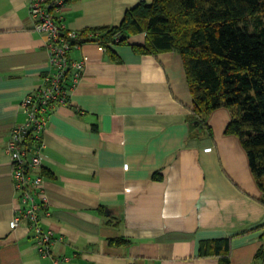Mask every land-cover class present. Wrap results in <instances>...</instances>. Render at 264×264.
Wrapping results in <instances>:
<instances>
[{
	"label": "crops",
	"instance_id": "0c3cea01",
	"mask_svg": "<svg viewBox=\"0 0 264 264\" xmlns=\"http://www.w3.org/2000/svg\"><path fill=\"white\" fill-rule=\"evenodd\" d=\"M154 1L68 0L61 21L78 38ZM31 4L0 0V264H220L200 246L226 238L231 264H264V194L239 139L226 134L230 112L215 111L208 128L191 124L182 57L136 51L145 34L110 51L92 42L72 50L85 62L81 81L42 135L50 255L28 221L11 228L22 203L6 149L28 119L22 101L50 71Z\"/></svg>",
	"mask_w": 264,
	"mask_h": 264
},
{
	"label": "trees",
	"instance_id": "16d2710c",
	"mask_svg": "<svg viewBox=\"0 0 264 264\" xmlns=\"http://www.w3.org/2000/svg\"><path fill=\"white\" fill-rule=\"evenodd\" d=\"M146 35L144 54L182 57L193 108L191 124L226 109V134L239 139L264 194V0H155L127 11L121 24L86 30L73 44L92 42L107 51ZM208 128V127H207ZM200 256L230 262V238L201 243Z\"/></svg>",
	"mask_w": 264,
	"mask_h": 264
},
{
	"label": "built area",
	"instance_id": "2783aa9c",
	"mask_svg": "<svg viewBox=\"0 0 264 264\" xmlns=\"http://www.w3.org/2000/svg\"><path fill=\"white\" fill-rule=\"evenodd\" d=\"M67 2L68 0H32L30 14L35 22V30L47 38L50 71L43 77L38 89L22 101L21 109L28 119L23 125L14 128L6 149L13 162L14 183L16 190L21 193L22 203L16 209L11 228L19 227L23 219L28 221L37 248L44 256L50 255L55 238L51 230H44L42 226L41 215L47 202L42 194V135L50 113L57 106L68 103L70 92L80 83L85 66L84 61L70 59V53L79 45L72 43L77 33L67 31L61 21ZM62 262L59 258L55 264Z\"/></svg>",
	"mask_w": 264,
	"mask_h": 264
}]
</instances>
